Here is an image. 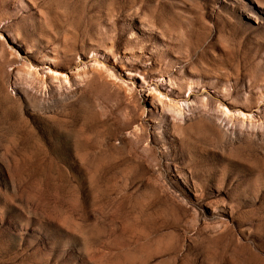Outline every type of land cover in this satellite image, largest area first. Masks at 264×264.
Returning <instances> with one entry per match:
<instances>
[{"label": "rangeland", "instance_id": "obj_1", "mask_svg": "<svg viewBox=\"0 0 264 264\" xmlns=\"http://www.w3.org/2000/svg\"><path fill=\"white\" fill-rule=\"evenodd\" d=\"M0 264H264V0H0Z\"/></svg>", "mask_w": 264, "mask_h": 264}]
</instances>
